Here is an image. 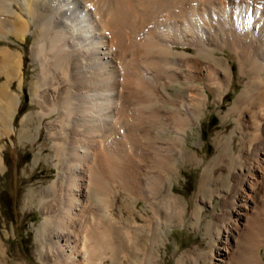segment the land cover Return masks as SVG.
<instances>
[{"label":"bare ground","instance_id":"6f19581e","mask_svg":"<svg viewBox=\"0 0 264 264\" xmlns=\"http://www.w3.org/2000/svg\"><path fill=\"white\" fill-rule=\"evenodd\" d=\"M126 13L129 18H122ZM11 18L19 20L15 23L21 28L15 34L18 40H24L26 35L33 37L31 52H35L34 60L42 68L50 59L54 62V52H57L63 56L65 66L72 70L71 75L64 74L61 81L65 94L61 105L58 94L53 93L51 105L45 107L48 108L45 116L57 114V119L46 123L48 128L56 126L51 127L54 131L47 138L51 140L50 148L56 158L52 164L57 172L42 187L41 193L48 200H56L58 205L41 209L43 218L35 230L36 240L52 248L48 259L54 257L59 260L58 264L92 263L87 256L91 258L92 253L88 255V252L93 250L92 243L96 239L88 232V225L93 223L95 231L106 232L107 225L100 221L102 225L99 226L89 197L104 192L101 186L104 176L115 179L120 188L138 195L136 200L148 201L151 194L148 186L139 184L141 187L138 188L133 180L123 184L115 171L121 169L124 172L122 169L127 166L138 173L137 177L141 171L148 172L151 167H146L151 161L147 160V164L143 161L152 154L148 153L150 148L175 147L176 143L171 140L148 143V133L152 132L153 138H158L157 132L162 127L172 125L175 131L178 130V139L183 140L186 131L199 122L208 98L205 89L220 101L233 77L228 59L218 57V52L227 50L235 56L239 75L241 80L244 79L242 89L226 112V115L234 114L237 121L241 120L242 110L253 96L250 92L256 87L257 70L264 72V0H0V31L11 26L7 27ZM188 47L195 52H186L184 49ZM53 48L56 51H52ZM200 54L214 58V62ZM21 57L22 52L18 56L19 88ZM195 82L202 84L201 87ZM180 83L186 86L184 94H175L177 97L172 98L166 93L165 87ZM70 88L76 91L71 92ZM28 89L30 101L38 104H44L47 89L55 91L53 87L44 86L41 78L31 81ZM8 102V106L4 103V109L12 115L8 124L5 122L2 127V135L9 130L6 128L15 115L12 111L21 103L19 96H8ZM163 103L171 107L163 109ZM26 117L24 114L20 120ZM246 132L240 130L243 142ZM35 137L28 126L17 131L20 145L32 142ZM162 149V156L168 161L170 148ZM258 150L259 156L240 168L241 188L233 195L230 206L235 219H230L223 234L217 236L218 251L229 252L238 232L236 222L246 220L252 207L250 201L264 179V145ZM184 153L192 157L186 149ZM220 155L224 157L225 152ZM40 160L41 153L37 151L31 161L36 165ZM2 164L0 156V171ZM150 169L148 173L152 171ZM207 170V167L203 169L204 172ZM110 188L107 192L112 191ZM27 198L30 203L35 197L30 192ZM261 248H264V241L249 253L251 258L248 259L253 258L255 264H263L259 258ZM219 261L215 264L224 262L223 258Z\"/></svg>","mask_w":264,"mask_h":264},{"label":"rangeland","instance_id":"374dc122","mask_svg":"<svg viewBox=\"0 0 264 264\" xmlns=\"http://www.w3.org/2000/svg\"><path fill=\"white\" fill-rule=\"evenodd\" d=\"M122 18H129V15L126 13ZM18 21L17 18L15 20L11 18V23H8L7 27L11 24L9 27L12 28H3L0 31V156L3 162L0 171V264H58L59 260L56 261V258L48 259L47 255L52 254V248L36 240L35 230L43 218L41 209L51 204L58 205L56 200H48L49 198L41 193L42 187L46 186L57 172L52 164L56 158L50 148L51 140L47 138L48 134L54 131L52 128L55 124L51 125L52 128H48L46 124L57 119V114L51 113L45 116L44 112L48 109L45 107L51 105L53 93L58 94L61 105L60 101L64 94V85L61 81L66 74L69 73L70 76L72 70L70 66H65L63 56L57 52H54V62L50 59L42 68L40 63L34 60L35 52H31L33 37L26 35L22 41L15 37L16 32L21 29L16 25ZM11 29L14 31H10ZM178 49L183 50L180 47ZM5 50L7 52H4ZM184 50L189 53L195 52L191 47ZM52 51H56L55 48ZM20 52H22L21 88L18 85ZM6 54L8 57L5 56ZM217 55L228 59L233 77L220 101H216L213 94L205 89L208 98L199 122L186 131L183 140L178 139V130L175 131L172 125L166 126L168 129L162 127L157 132L158 138H153L152 132L147 134L146 141L150 137L148 143L167 142V140L176 142L175 147H162L170 148L167 155L169 160L165 161V157L162 156V148L151 149V147L148 153L152 154L149 153L148 159L146 158L143 163L147 164V160L158 163L155 165L148 162L146 168L151 167L150 173H148L149 169L148 172L141 171L138 178L136 176L138 173L127 166V169H122H125L124 172L121 169L115 171L116 177L119 175L117 178L120 182L123 180V184L133 180L138 188L148 186L151 191L150 203L149 199L136 200L138 195L120 188L118 182L109 179L106 173L101 182L104 192L91 194L89 197V203L96 213L99 226L101 227L102 223L107 225L108 233L103 230L95 231L92 227L93 223L90 224L91 227L88 225V232L90 234L92 232L91 237L96 239L92 243L95 253L92 248L89 249L88 255L91 253L92 255L91 258L87 256L88 261L92 259L90 262L93 264H215L222 258L224 261L222 264H250L249 262L254 261L253 258L248 259L251 258L248 257L249 253L255 250L259 242L264 241V179L250 201L252 207L248 211L246 220L241 219L236 222L239 226L238 232L229 252L218 251L216 245L217 236L223 234V229L230 219H235L230 213V206L233 195L241 188L240 168L258 157V149L264 145V72L257 70L256 87L249 91L253 96L243 108L242 116L239 118L241 120L237 121L234 114L226 115V112L234 97L242 89L241 81L244 79L241 80L238 61L231 52L224 50ZM200 57L214 62V58L210 56L200 54ZM58 59L64 61V64L61 61V65ZM63 67L65 71L62 70ZM39 78L42 83L44 82V86L53 87L56 91L46 90L43 97L44 104L30 101L29 83ZM71 80L74 81V78ZM194 84L200 87L202 85L198 82ZM70 90L76 91L75 88ZM186 90V86H182L181 83L174 84L171 88L165 87L166 93L171 94V97L175 94H184ZM8 96H19L21 103L12 111V113L15 111L13 113L15 115L8 128L5 127L6 131L9 130L2 135V127L8 124L12 115L4 109V106L9 104ZM5 102L7 103L4 105ZM168 105L163 103V109L171 107ZM24 114H27V117L21 121L20 118ZM37 125L41 127L37 128ZM27 126L36 137L32 142H23V145H20L17 131ZM240 130L247 131L245 142L240 137ZM184 149L192 153V157L185 155ZM37 151L41 153V160L34 165L31 160ZM158 151L159 154L156 153ZM222 151L225 152L224 157L220 155ZM156 155L159 158L154 157ZM162 157L164 160L161 159ZM230 160L231 164H229ZM205 167L208 169L207 172L203 171ZM131 174L135 175L130 179ZM107 188L112 191L107 192ZM30 192L35 198L29 203L27 194ZM108 210L109 212L106 213ZM259 251L262 252H259L260 260L262 258L264 261V248ZM255 263V261L251 262V264ZM86 264L90 263L86 262Z\"/></svg>","mask_w":264,"mask_h":264},{"label":"crops","instance_id":"0c3cea01","mask_svg":"<svg viewBox=\"0 0 264 264\" xmlns=\"http://www.w3.org/2000/svg\"><path fill=\"white\" fill-rule=\"evenodd\" d=\"M167 229V228H166ZM166 234H168V231H166ZM260 252V251H259ZM260 253H262V252H260ZM260 258V257H259ZM261 260H262V258H261ZM262 262H264L263 260H262Z\"/></svg>","mask_w":264,"mask_h":264},{"label":"water","instance_id":"95a60500","mask_svg":"<svg viewBox=\"0 0 264 264\" xmlns=\"http://www.w3.org/2000/svg\"><path fill=\"white\" fill-rule=\"evenodd\" d=\"M24 95H26V94H24Z\"/></svg>","mask_w":264,"mask_h":264}]
</instances>
